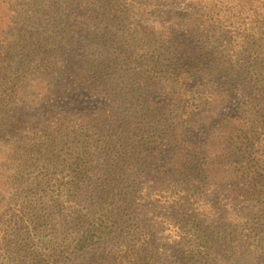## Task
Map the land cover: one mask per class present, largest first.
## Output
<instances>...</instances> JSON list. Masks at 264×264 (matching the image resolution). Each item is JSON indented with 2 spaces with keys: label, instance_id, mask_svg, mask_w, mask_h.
Masks as SVG:
<instances>
[{
  "label": "trees",
  "instance_id": "16d2710c",
  "mask_svg": "<svg viewBox=\"0 0 264 264\" xmlns=\"http://www.w3.org/2000/svg\"><path fill=\"white\" fill-rule=\"evenodd\" d=\"M180 1L1 0L0 167L10 171L0 175V264H264V0H188L191 13L169 9ZM137 16L165 19L143 25ZM110 25L120 34L88 44ZM116 34L130 49L128 65H153L148 81L160 95L148 104L169 124L157 140L139 131L144 102L111 95L109 49L97 52L95 67H70L79 41V49L101 50ZM152 34L163 38L150 41ZM61 71L108 101L22 123L30 88L35 106L44 105L64 90L55 81ZM127 104L137 108L125 116ZM42 150L54 164L42 179L25 178L26 161L2 165ZM60 159L66 183L51 176ZM63 184L72 185L68 194ZM29 189H38V203ZM216 192L226 203L209 205ZM221 207L232 211L222 216Z\"/></svg>",
  "mask_w": 264,
  "mask_h": 264
},
{
  "label": "rangeland",
  "instance_id": "374dc122",
  "mask_svg": "<svg viewBox=\"0 0 264 264\" xmlns=\"http://www.w3.org/2000/svg\"><path fill=\"white\" fill-rule=\"evenodd\" d=\"M48 2L50 0H47ZM180 3L177 7H170L169 9L174 10L175 12L178 13H191L192 12V7L190 6V2L188 0H181ZM125 5L128 4L130 6L133 7V4H131V0H127V3H124ZM0 5H1V0H0ZM109 11H106L105 14H108ZM6 15H9L7 10H6ZM100 13H104V11H100ZM159 13H163V11H159ZM102 16H100V18H102ZM138 20H140L139 22L143 25H145L147 22V24L149 25H157V24H161L163 22V20L165 19H161V18H152L151 20H145L143 17H136ZM108 19L107 22L112 24L110 21V17L106 18ZM168 20V19H167ZM100 23V22H98ZM179 24V21H178ZM102 26H99V28ZM182 27V26H181ZM103 30L100 31L99 35H95L94 39H91L88 41V44L90 45L91 43L95 44V40L98 37H102L103 35H107V33H110V36L112 33L117 32L118 33V29H116L115 26L110 25V26H105L102 27ZM87 32H91V28L86 30ZM120 32V31H119ZM183 34V36L180 37V40H185V34L189 33L188 30H182L181 32ZM120 34V33H118ZM192 34V33H191ZM190 34V35H191ZM93 35V34H91ZM149 37V36H148ZM196 37H200L199 35H196ZM82 38H85V35L82 36ZM123 39H125L124 37H122ZM120 38L119 36L114 35L110 38L105 39V41L101 42L102 45H106L108 44L107 48H103V49H99L96 50V48H84V49H79L81 47V42L79 41V48L77 50V52H74L73 54H71L69 56V62H70V67L73 70H78L79 68H81L82 66H85V63H88L90 61L91 66H96L94 59L95 58H99L101 57V55L97 52H107L106 50L109 49L110 52V60L106 61L104 63L105 67H104V71H106V76L104 73V78L106 80H109L111 82V84H115L117 85V83H120L121 86L116 87L115 85L112 86V92L111 95H115L114 91H116V93L122 92L123 95H126V97L128 98V103H136L138 101L144 102L143 104H138V109L140 110V115L143 114L145 115L146 119H145V123L142 125V128L139 127L138 125H136L137 127H139V131L141 133V136H143L142 134H145L152 137V134H155L154 137L152 139L157 140L158 136L160 135V133H165V131H163V127L168 126L169 124L164 122L166 121L165 119H162L160 116H156L155 115V111H153V104H148V98L149 97H156L155 93L158 94V89H153V91L151 90V84L148 81V78H150V75L152 74V69H153V65L150 62H145L141 59L138 62V65H128V62L126 60V54L125 52L130 51V49L128 48V45L126 43V45L123 42V39ZM150 41L153 40H157V39H161L163 38L162 35L157 34V35H153L150 37ZM33 40V39H30ZM37 39L34 40V44L33 47H36V41ZM172 44V43H171ZM102 45H100V47H102ZM159 43H157V47ZM85 50V52H84ZM96 51V52H95ZM161 53V50H158ZM95 52V54H94ZM160 59H163V56H161ZM159 59V60H160ZM98 65L101 64V58L99 60L96 61ZM108 62H110V64H107ZM159 62V61H158ZM156 62V63H158ZM88 67V65H87ZM89 68V67H88ZM154 70V69H153ZM60 78L55 80L58 83H60V85L65 86L64 90L62 91V93H60L59 95H56L55 97H51V99H49V101H47L44 105H39L35 106V104L33 103L35 100V97L33 96L35 94V87H31L28 95L26 96L25 102H23V104H21V106L19 107V111H18V115L21 117V121L23 123V121L29 119L30 117H38V118H43V117H48L49 115L53 114V113H57L59 111H63V110H70L71 112L78 113V111H83L86 113H89L90 111L95 110L96 108H99L101 106V104L104 101H108V98L110 94L107 93H96V96H94L95 94L93 92L89 93V91H87V85L84 84H73L72 81L73 79L76 78V76L71 75L70 73H65L64 71H61L59 73ZM131 75V76H130ZM167 77H171L172 75L171 73L168 72ZM130 77V78H129ZM170 81V80H169ZM144 87V89H143ZM145 94V97L141 96L140 93ZM107 94V95H106ZM160 95V94H158ZM106 96V97H104ZM159 100V99H158ZM156 101L155 103H158L159 101ZM128 107V108H127ZM160 105L156 106L154 105V108L156 110L160 109ZM129 108H132V112L135 113L136 112V106L133 104H127L125 106V112L124 115H127V111H129ZM29 114V115H28ZM137 119V118H136ZM135 119V120H136ZM135 124H137V122H135ZM120 125V123L118 124ZM17 159H11V160H5V162L2 164L6 167H11V169L15 168V166H17L18 163H23L24 161H26V167L24 169H22V171L24 172V176L25 178H29V177H37L38 179H42V177H44L45 175L48 176V173L51 172L48 168V166H51L52 163L50 162V160H52L51 157L48 156L47 151L42 150V153H40V155H28V156H19V157H15ZM15 161V162H14ZM107 166V165H105ZM54 169V164L51 166ZM66 167V163H64L63 159H60L59 161V168L56 170H52V174L51 176L55 179H57L58 183H66L67 181H69L71 178L69 177L68 173L69 170L64 171ZM102 167V164H99V168ZM10 170L7 168H1L0 167V175L4 176L6 175ZM105 172V170H103L99 175L103 174ZM130 176V171L127 169L126 174H125V180L127 182H124L121 184L120 189H124L125 191L127 190L126 187L128 186L129 180H131ZM36 178V179H37ZM50 178V177H49ZM133 178V177H132ZM87 180L86 177L81 178V180ZM39 180H37L36 182H38ZM116 184V183H115ZM66 186V184H63ZM71 186H66V189H63L64 191H66V193L68 194L71 191ZM74 186V185H73ZM82 187L84 185H81ZM80 186V187H81ZM30 188V187H28ZM11 189H13V187L11 186ZM62 189V188H61ZM118 190V189H117ZM38 191V189H29L27 190L28 193L31 194V198L34 201H37L38 203V199L36 196V192ZM60 195V192H59ZM209 195V196H208ZM215 196V197H214ZM217 196H222V198H217ZM224 193H215L214 195L211 196V193L207 194V199L209 205L212 204L213 202H219L221 203V201L223 203H226V199H223L224 197ZM213 197V198H212ZM36 199V200H35ZM215 199V200H214ZM80 201H82V198L79 199ZM46 201V200H43ZM86 201V202H85ZM82 202L83 203H90V201H92V199H88ZM59 204V203H56ZM38 204H36L37 206ZM98 208L101 207V204L97 205ZM221 209V213H230L232 210L231 209H225L223 207L220 208ZM164 211V209H162ZM92 211V210H91ZM164 213V212H163ZM166 213L168 214V216L166 217L167 220H171V216L173 215V211L170 212L169 209L166 211ZM223 216V214H222ZM164 218V217H163ZM226 217H223V219ZM80 221H85V220H80ZM222 221V219L220 220ZM220 223V222H219ZM223 223H228V221H223ZM223 226H226V224H223ZM219 249H224L223 246L218 245ZM230 264H241V262H236L233 260H230Z\"/></svg>",
  "mask_w": 264,
  "mask_h": 264
}]
</instances>
